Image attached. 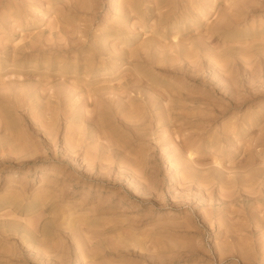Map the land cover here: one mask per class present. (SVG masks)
I'll use <instances>...</instances> for the list:
<instances>
[{
  "label": "rangeland",
  "instance_id": "obj_1",
  "mask_svg": "<svg viewBox=\"0 0 264 264\" xmlns=\"http://www.w3.org/2000/svg\"><path fill=\"white\" fill-rule=\"evenodd\" d=\"M0 232V264H264V0H0Z\"/></svg>",
  "mask_w": 264,
  "mask_h": 264
},
{
  "label": "bare ground",
  "instance_id": "obj_2",
  "mask_svg": "<svg viewBox=\"0 0 264 264\" xmlns=\"http://www.w3.org/2000/svg\"><path fill=\"white\" fill-rule=\"evenodd\" d=\"M258 2H259V1H258ZM253 8H254V7H253ZM188 63H189V62H188ZM137 119H138V118H137ZM137 119H136V120H137ZM23 149H25V148H23ZM26 149H29V148H26ZM25 151H26V150H25ZM23 152H24V150H23ZM18 162H19V161H18ZM16 165H17V164H16ZM204 187H205V186H204ZM8 194H9V193H8ZM14 196H15V195H14ZM14 196H13V193H11L10 195H8V196L6 197V199H5V198H3V199H5V200L8 199V200H7V201H8L7 204L10 205V203H12V201L14 200V198H13ZM20 196H21V195H20ZM15 199H16V198H15ZM1 201H2V200H1ZM2 202H3V201H2ZM4 202H5V201H4ZM2 204H3V203H2ZM5 204H6V203H5ZM8 207H9V206H8ZM3 217H4V216H3ZM18 218H19V217H18ZM28 218H29V217H28ZM13 219H14V218H13ZM15 219H16V218H15ZM28 220H30V219H28ZM22 221L25 222L23 219H22ZM26 223H29V222H26ZM7 224H8V223H7ZM12 224H13V223H12ZM9 225H11V224H8L6 227H7V228H8V227H11V226H9ZM14 225H15V224H14ZM18 225H19V224H18ZM19 226H20V225H19ZM19 226H18V228H19L18 230H20V227H21V226H20V227H19ZM25 226H26V225H24V228H25ZM29 226H30V223H29ZM32 226H33V225H31V227H32ZM14 227H15V226H14ZM22 227H23V226H22ZM22 227H21V228H22ZM27 227H28V226H27ZM11 228L13 229V232H14V231H15V230H14L15 228H13V227H11ZM29 228H30V227H29ZM29 228H28V229H29ZM34 228H35V227H34ZM5 229H6V228H5ZM12 229H10L11 232H12ZM16 229H17V228H16ZM22 229H23V228H22ZM7 230H8V229H7ZM16 231H17V230H16ZM16 231H15V232H16ZM22 231H24V230H22ZM22 231L20 230V232H22ZM27 231H28V230H27ZM27 231H25V233H26ZM8 232H10V231H8ZM0 233H1V232H0ZM2 233H3V232H2ZM17 233H18V232H17ZM23 233H24V232H23ZM25 233H24V235H25ZM27 233H28V232H27ZM29 233H30V232H29ZM0 235H2V234H0ZM22 237H24V236H22ZM27 238H29V237H27ZM21 239H22V238H21ZM23 239L25 240V243H26V237L23 238ZM30 239H31V238H30ZM30 239H29V240H30ZM24 240H23V241H24ZM27 240H28V239H27ZM29 242H30V241H29ZM18 244H19V243H18ZM25 245H26V244H25ZM7 246H8V245H7ZM40 247H41V246H40ZM42 247H43V246H42ZM25 249H26V248H25ZM33 249H34V248H33ZM38 251H39V249L37 250V252H38ZM8 252H9V251H8ZM38 253H39V252H38ZM43 259H44V258H43Z\"/></svg>",
  "mask_w": 264,
  "mask_h": 264
}]
</instances>
